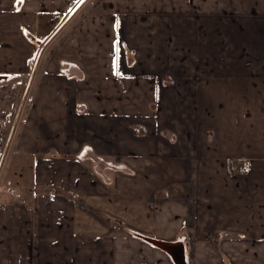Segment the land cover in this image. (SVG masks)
<instances>
[{
  "label": "crops",
  "instance_id": "obj_1",
  "mask_svg": "<svg viewBox=\"0 0 264 264\" xmlns=\"http://www.w3.org/2000/svg\"><path fill=\"white\" fill-rule=\"evenodd\" d=\"M225 3L0 0V264H264V0Z\"/></svg>",
  "mask_w": 264,
  "mask_h": 264
},
{
  "label": "rangeland",
  "instance_id": "obj_2",
  "mask_svg": "<svg viewBox=\"0 0 264 264\" xmlns=\"http://www.w3.org/2000/svg\"><path fill=\"white\" fill-rule=\"evenodd\" d=\"M220 6L232 8L227 6L225 0H221ZM27 77L25 74L17 76L13 74L7 80L0 81V145H3V142L10 138L13 130L16 128V126L14 127L15 123H19L22 119V112L25 111L21 107L22 102L26 104L30 101V98H26L24 101L21 98V93L26 88ZM3 166L5 169L4 164Z\"/></svg>",
  "mask_w": 264,
  "mask_h": 264
},
{
  "label": "water",
  "instance_id": "obj_3",
  "mask_svg": "<svg viewBox=\"0 0 264 264\" xmlns=\"http://www.w3.org/2000/svg\"><path fill=\"white\" fill-rule=\"evenodd\" d=\"M8 75L0 74V81L7 80ZM143 240L166 252L174 264H191L187 259L186 245L182 240L166 241L150 236H142Z\"/></svg>",
  "mask_w": 264,
  "mask_h": 264
},
{
  "label": "trees",
  "instance_id": "obj_4",
  "mask_svg": "<svg viewBox=\"0 0 264 264\" xmlns=\"http://www.w3.org/2000/svg\"><path fill=\"white\" fill-rule=\"evenodd\" d=\"M102 218H104V219H106L108 221H112L111 220L112 218L109 215H107V214H102ZM138 236H141V235H138ZM187 259H188V257H187ZM188 261H189V259H188Z\"/></svg>",
  "mask_w": 264,
  "mask_h": 264
},
{
  "label": "snow or ice",
  "instance_id": "obj_5",
  "mask_svg": "<svg viewBox=\"0 0 264 264\" xmlns=\"http://www.w3.org/2000/svg\"><path fill=\"white\" fill-rule=\"evenodd\" d=\"M21 2H22V0H21Z\"/></svg>",
  "mask_w": 264,
  "mask_h": 264
}]
</instances>
